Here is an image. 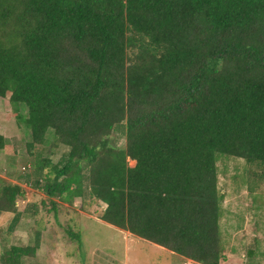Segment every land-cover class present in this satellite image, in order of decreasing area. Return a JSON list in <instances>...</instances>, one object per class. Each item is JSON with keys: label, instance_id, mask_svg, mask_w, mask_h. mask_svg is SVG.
<instances>
[{"label": "trees", "instance_id": "1", "mask_svg": "<svg viewBox=\"0 0 264 264\" xmlns=\"http://www.w3.org/2000/svg\"><path fill=\"white\" fill-rule=\"evenodd\" d=\"M7 95L30 134L25 183L53 209L98 201L108 224L198 264L225 262L217 155L264 182V0H0ZM51 133L57 161L44 152ZM7 142L0 134V151ZM0 181L12 231L25 191ZM41 242L35 230L0 264H25Z\"/></svg>", "mask_w": 264, "mask_h": 264}, {"label": "rangeland", "instance_id": "2", "mask_svg": "<svg viewBox=\"0 0 264 264\" xmlns=\"http://www.w3.org/2000/svg\"><path fill=\"white\" fill-rule=\"evenodd\" d=\"M8 96L0 98L1 110L9 112L4 117L13 118L4 132L8 142L0 151V178L21 183L25 195L18 198L21 217L14 230L9 228L14 214L0 215V255L10 245L32 244L34 232L39 230L41 246L34 257L23 258L25 264H195L186 259L183 263L180 255L102 221L98 216L104 205L98 201L82 205L76 199L72 206L60 204L53 209L41 192L25 183L24 175L34 173V158L26 149L30 134L22 124L16 125L18 118L12 115L16 108ZM21 113H26L25 108ZM55 143L51 133L44 152L57 161L64 149ZM124 144L122 136L119 145ZM39 149L37 146L35 152ZM128 163L134 166V161ZM26 164L31 166L22 172ZM216 165L218 190L223 197L219 219L226 257L223 264H264V182L248 176L244 159L218 154ZM254 185L250 191L248 187ZM249 249L254 251L252 257L247 255Z\"/></svg>", "mask_w": 264, "mask_h": 264}, {"label": "crops", "instance_id": "3", "mask_svg": "<svg viewBox=\"0 0 264 264\" xmlns=\"http://www.w3.org/2000/svg\"><path fill=\"white\" fill-rule=\"evenodd\" d=\"M0 98H3L4 99V97H0ZM8 101V100H7ZM0 134L1 135H3L4 137H5V135H4V132L7 130V129H9V126L12 124V120H13V118H8V119H6L5 117H7V114L9 115V112L7 111V110H1V108H0ZM5 113V114H4ZM11 114V113H10ZM14 114L15 113H12V115L14 116ZM4 115H5V117H4ZM5 118V119H4ZM15 123H16V125H17V122L15 121ZM134 164H135V162H134ZM9 179V178H8ZM10 180V179H9ZM12 182H14L13 180H12ZM17 182V181H16ZM15 182V183H16ZM154 245H156V244H154ZM156 247H158V248H161L162 250H165L163 247H161V246H158V245H156ZM172 253V252H171ZM180 258H181V260H182V262L183 263H186L185 262V258H183V257H181V256H179ZM186 260H189V259H186ZM191 261V260H190ZM195 263V262H194ZM195 264H198V263H195Z\"/></svg>", "mask_w": 264, "mask_h": 264}, {"label": "built area", "instance_id": "4", "mask_svg": "<svg viewBox=\"0 0 264 264\" xmlns=\"http://www.w3.org/2000/svg\"><path fill=\"white\" fill-rule=\"evenodd\" d=\"M27 168H29V164L23 166L21 169H22V172H24Z\"/></svg>", "mask_w": 264, "mask_h": 264}]
</instances>
